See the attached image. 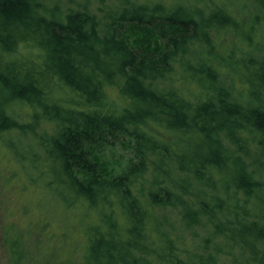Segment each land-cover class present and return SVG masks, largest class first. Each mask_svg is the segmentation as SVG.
Masks as SVG:
<instances>
[{"label":"clouds","instance_id":"clouds-1","mask_svg":"<svg viewBox=\"0 0 264 264\" xmlns=\"http://www.w3.org/2000/svg\"><path fill=\"white\" fill-rule=\"evenodd\" d=\"M0 264H264V0H0Z\"/></svg>","mask_w":264,"mask_h":264},{"label":"trees","instance_id":"trees-1","mask_svg":"<svg viewBox=\"0 0 264 264\" xmlns=\"http://www.w3.org/2000/svg\"><path fill=\"white\" fill-rule=\"evenodd\" d=\"M130 32L139 31L142 33V39L135 40L133 46H138L141 49L138 63L133 67V74L135 73V68L140 65L148 66H162L163 60L159 59L162 54V48L158 41V37L151 28L143 27L140 28L138 25H131L128 29ZM170 31H177L178 29H169ZM122 38L126 42V33L121 34ZM69 38L71 35L69 34ZM155 42V43H154ZM153 48V49H152ZM113 134V130L109 129L107 126L100 124L97 125L95 122L88 123L82 131H73L68 140V155L69 157L80 158L83 153V158L85 160H95L98 165L99 174L101 176H107L105 172L102 171L99 161L95 157L96 144L103 141L106 137ZM95 142V143H94ZM76 176H83L86 182L89 177L84 169H72Z\"/></svg>","mask_w":264,"mask_h":264},{"label":"rangeland","instance_id":"rangeland-1","mask_svg":"<svg viewBox=\"0 0 264 264\" xmlns=\"http://www.w3.org/2000/svg\"><path fill=\"white\" fill-rule=\"evenodd\" d=\"M140 39H142V36L141 37H138L136 40H140ZM153 49V48H152ZM93 152H95V149L93 150ZM98 160V159H97ZM99 161V160H98ZM100 163V162H99ZM100 167H101V169H102V171L103 172H105L106 174H108L109 175V173L106 171V168H105V166L103 165V164H100ZM54 227V225L53 224H48V226L44 229L46 232L49 230V229H51V228H53Z\"/></svg>","mask_w":264,"mask_h":264}]
</instances>
